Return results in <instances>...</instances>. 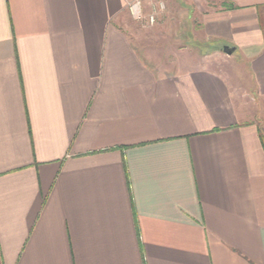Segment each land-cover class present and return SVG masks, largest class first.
Instances as JSON below:
<instances>
[{
  "label": "crops",
  "instance_id": "0c3cea01",
  "mask_svg": "<svg viewBox=\"0 0 264 264\" xmlns=\"http://www.w3.org/2000/svg\"><path fill=\"white\" fill-rule=\"evenodd\" d=\"M131 1L0 0V264H264V0Z\"/></svg>",
  "mask_w": 264,
  "mask_h": 264
},
{
  "label": "rangeland",
  "instance_id": "374dc122",
  "mask_svg": "<svg viewBox=\"0 0 264 264\" xmlns=\"http://www.w3.org/2000/svg\"><path fill=\"white\" fill-rule=\"evenodd\" d=\"M160 1H163L166 4V9L161 15V20H155L154 26L151 28L140 27L139 31L142 32L144 37L148 41L152 42L153 45L154 42H157L158 54L165 55L166 57L169 52L178 53V55L186 52H188L187 54L189 55V53L192 52V56L196 58L195 61H200V58H202L204 55L202 53V49H200L195 43V45H193L190 41L191 36V39H193L194 42L197 43V41H200L199 36H196L195 32L193 31L192 16L188 15L186 8L178 0H142V3L144 2L145 11L148 13L152 12V9L154 10L155 5L159 4ZM207 1L213 2L212 0ZM141 24L144 25L145 23L142 22ZM188 31H191V34L188 35ZM225 56L226 55L224 54L217 55L219 59H214L216 66H222L231 72L234 70L236 75L241 76L243 79V76H245L247 72L244 67H239L237 63L235 64L229 59L226 61L225 58L228 57ZM221 58L224 59L220 60ZM229 58L233 60V58L236 57L233 55ZM262 118L263 119L260 121V126L264 135V111Z\"/></svg>",
  "mask_w": 264,
  "mask_h": 264
},
{
  "label": "built area",
  "instance_id": "2783aa9c",
  "mask_svg": "<svg viewBox=\"0 0 264 264\" xmlns=\"http://www.w3.org/2000/svg\"><path fill=\"white\" fill-rule=\"evenodd\" d=\"M160 7L165 9V4L164 2H161L160 3ZM130 10L133 14V16L138 19V20H141L144 18V15H143V7H142V0H133L131 3H130ZM156 20V17H155V14H151L149 16V22L151 24H154Z\"/></svg>",
  "mask_w": 264,
  "mask_h": 264
},
{
  "label": "water",
  "instance_id": "95a60500",
  "mask_svg": "<svg viewBox=\"0 0 264 264\" xmlns=\"http://www.w3.org/2000/svg\"><path fill=\"white\" fill-rule=\"evenodd\" d=\"M224 52H226L228 55H231L234 51H235V48L234 47H230V46H225L223 48Z\"/></svg>",
  "mask_w": 264,
  "mask_h": 264
},
{
  "label": "trees",
  "instance_id": "16d2710c",
  "mask_svg": "<svg viewBox=\"0 0 264 264\" xmlns=\"http://www.w3.org/2000/svg\"><path fill=\"white\" fill-rule=\"evenodd\" d=\"M263 144H264V137H263Z\"/></svg>",
  "mask_w": 264,
  "mask_h": 264
}]
</instances>
